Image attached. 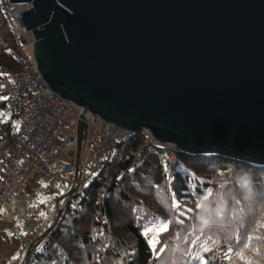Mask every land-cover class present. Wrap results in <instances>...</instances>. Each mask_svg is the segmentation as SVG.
I'll return each instance as SVG.
<instances>
[{"label": "water", "instance_id": "95a60500", "mask_svg": "<svg viewBox=\"0 0 264 264\" xmlns=\"http://www.w3.org/2000/svg\"><path fill=\"white\" fill-rule=\"evenodd\" d=\"M10 3L32 5L21 20L37 70L83 108L77 171L87 112L185 153L264 165V0Z\"/></svg>", "mask_w": 264, "mask_h": 264}, {"label": "trees", "instance_id": "16d2710c", "mask_svg": "<svg viewBox=\"0 0 264 264\" xmlns=\"http://www.w3.org/2000/svg\"><path fill=\"white\" fill-rule=\"evenodd\" d=\"M0 66L22 69L1 7ZM171 154L178 161L168 176ZM87 186L71 196L57 224L47 228L54 226L51 233L31 249L29 264H199L194 257H204V247L223 241L230 242L229 264H242L240 251L253 264H264V165L147 145L139 133L111 149ZM173 192L180 209L173 206ZM169 221L153 254L141 233ZM29 249L8 264H24Z\"/></svg>", "mask_w": 264, "mask_h": 264}, {"label": "built area", "instance_id": "2783aa9c", "mask_svg": "<svg viewBox=\"0 0 264 264\" xmlns=\"http://www.w3.org/2000/svg\"><path fill=\"white\" fill-rule=\"evenodd\" d=\"M0 7L13 30L22 59L20 71L0 66V96L8 97L0 100V211L7 207L25 220L24 248L30 245L35 249L43 235L40 223L30 214L31 196L41 189L38 181L51 182L47 192L63 198L58 210L64 211L71 196L63 188L56 192L53 186L68 184L79 193L102 170L111 149L137 134L118 128L97 114L85 113L84 140L92 150L84 164L80 152L77 171L78 127L83 108L61 98L37 70L34 37L21 20V13L32 5L0 0ZM140 133L147 145L167 147L159 143L149 129ZM230 247V242L223 241L205 253L204 258L208 264H229L226 257L231 256Z\"/></svg>", "mask_w": 264, "mask_h": 264}, {"label": "rangeland", "instance_id": "374dc122", "mask_svg": "<svg viewBox=\"0 0 264 264\" xmlns=\"http://www.w3.org/2000/svg\"><path fill=\"white\" fill-rule=\"evenodd\" d=\"M28 53H30L29 50H28ZM90 135H93V133L91 132ZM164 145L167 146L165 148H168L170 150H173V151L179 150L174 145H170V144H164ZM91 150H92V147L88 145L87 140L85 139L83 142L82 155H81L82 164L85 163L86 158L89 155V153L91 152ZM170 159H171V161H173V163H170L166 167V173L168 174V176H172L173 171L177 167L176 163L178 161V158L175 154H171ZM38 185L41 186V189L35 191L34 194H32V196H31L32 200H33V204H32L31 209H30V211H31L30 214L32 216H34L35 219L40 223V225L43 229V232H46L47 228L49 226H51L52 224H54V222L56 221L58 205L59 204L63 205L64 201H63L62 197H56V196H53L47 192V188H49L51 186L50 181H46L45 179H40L38 181ZM53 188L55 189L56 192L61 191V188L65 189L67 192H69L71 190V188L68 184L67 185L66 184L61 185L59 183H56L53 186ZM41 201H46V202L41 203ZM10 211H8V212L11 215L13 214V216L16 219H19V217L14 212L11 211L12 212L11 213ZM23 226H24V231H25V220H23Z\"/></svg>", "mask_w": 264, "mask_h": 264}, {"label": "crops", "instance_id": "0c3cea01", "mask_svg": "<svg viewBox=\"0 0 264 264\" xmlns=\"http://www.w3.org/2000/svg\"><path fill=\"white\" fill-rule=\"evenodd\" d=\"M8 211L7 207L0 211V264H8L14 256L25 251L23 220L16 219Z\"/></svg>", "mask_w": 264, "mask_h": 264}, {"label": "snow or ice", "instance_id": "6c2138e0", "mask_svg": "<svg viewBox=\"0 0 264 264\" xmlns=\"http://www.w3.org/2000/svg\"><path fill=\"white\" fill-rule=\"evenodd\" d=\"M8 97L5 96H0V100H7ZM85 187H88L87 185ZM211 195V193H209V196ZM172 197H173V206L176 209H180L181 205L179 203V200L176 199V193L173 192L172 193ZM205 199H207V197H205ZM46 201H41V203H45ZM43 215V214H42ZM208 223L207 219L203 220V224ZM171 227V221L164 223L160 228L158 229H154L153 227L149 226L144 228V230L142 231L141 235H143L145 237V239L148 242V247L151 249L153 254H157L158 249L160 247L161 244V240H160V236L163 235L164 233L169 232ZM253 239L252 236H248V241L250 242ZM250 247V243L249 244H245V248H249ZM211 249L204 247V252H210ZM258 251V250H257ZM239 257V260L242 262V264H253L252 260H248L245 257V253L243 251H240L236 254ZM157 259H160V255L156 256ZM195 259H199L201 260V264H208L207 259H205L203 257V255H196L194 257ZM227 259H229L231 261V256L227 255L226 257Z\"/></svg>", "mask_w": 264, "mask_h": 264}]
</instances>
